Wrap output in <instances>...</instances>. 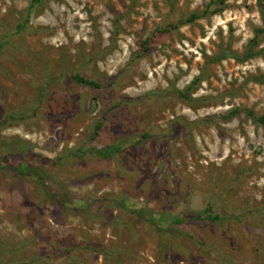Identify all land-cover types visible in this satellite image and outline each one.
Masks as SVG:
<instances>
[{
  "label": "rangeland",
  "instance_id": "rangeland-1",
  "mask_svg": "<svg viewBox=\"0 0 264 264\" xmlns=\"http://www.w3.org/2000/svg\"><path fill=\"white\" fill-rule=\"evenodd\" d=\"M30 1L0 0V264H264V0Z\"/></svg>",
  "mask_w": 264,
  "mask_h": 264
},
{
  "label": "trees",
  "instance_id": "trees-1",
  "mask_svg": "<svg viewBox=\"0 0 264 264\" xmlns=\"http://www.w3.org/2000/svg\"><path fill=\"white\" fill-rule=\"evenodd\" d=\"M41 1L42 0H31L30 1V4L28 6V10L32 9L34 6H36L37 4H39ZM261 32H264V29H261ZM250 56H251V53L250 52L249 53H246L244 55L245 58L246 57H250ZM73 78H74L75 81H77L79 83H83V84H86V85H89V86H96V84L93 83L92 81L83 79V78H81L79 76H76L75 75ZM259 120H264V118L263 117H259ZM99 154L101 156H104V157L105 156H108L109 154H111V147L107 146V147L103 148L102 150L99 151Z\"/></svg>",
  "mask_w": 264,
  "mask_h": 264
}]
</instances>
